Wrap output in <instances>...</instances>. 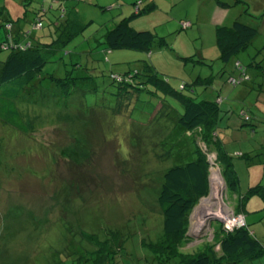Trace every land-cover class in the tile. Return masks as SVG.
Masks as SVG:
<instances>
[{
  "label": "rangeland",
  "instance_id": "rangeland-1",
  "mask_svg": "<svg viewBox=\"0 0 264 264\" xmlns=\"http://www.w3.org/2000/svg\"><path fill=\"white\" fill-rule=\"evenodd\" d=\"M27 1L0 0V10L16 18L24 14ZM106 1L115 2L68 0V13L77 19L74 30L79 33L60 52L44 55L47 61L40 75L54 71L62 76L66 67L72 75L84 76L75 81L73 86L77 88L69 97L62 95L59 88L29 93L26 85L22 86L24 79L0 82V94L9 88L23 92L17 104L24 114L22 118L28 121V132H21L0 118V264H91L95 258L92 251L99 250V244L107 237L118 254L128 253L125 260L130 264L133 256L140 254L133 245L150 237L155 239V233H161L158 195L162 174L182 155L181 151L172 155L165 152L180 141L177 145L161 143L172 123L161 127L165 114H170L161 103L169 105L170 111L180 112V103L174 96L184 98L179 90L189 93L187 86L180 89L182 81L211 74L222 81L235 70L230 68L233 60L224 65L219 58L216 27L230 26L235 16L231 12L238 15L245 4L227 6L222 0L224 4L218 0H141L142 8L152 2L156 7L129 24L155 33L149 50L118 48L108 52V60H92L93 53L88 59L81 51L88 52L84 49L92 45L95 49L101 33L95 39L90 37L133 13L132 5H124L119 12L118 7L104 5ZM242 17L251 22L258 20L247 14ZM183 20H190L191 24L184 28ZM43 22L39 33L44 34L50 30V23L47 18ZM1 23L0 17V38L4 35ZM263 45V35L257 36L234 59L246 65L257 61L264 57ZM9 52L0 50V62ZM75 64L79 65L78 70L73 69ZM248 67L247 72L254 75L250 84L261 82L259 69ZM142 68L145 73L137 80L141 87L113 84L107 76L111 70L123 73ZM89 74H103L96 81L98 86L87 78ZM158 82L168 88L157 86ZM256 108H260L258 103L253 110ZM244 128L245 135L238 138L229 132L231 140L225 145L228 152L259 151L260 143L256 142L264 137V122L254 123L253 138H248L253 136L251 127ZM183 137L191 140L190 136ZM197 146L207 153L209 175L213 167L220 175V192L215 199L210 195L219 215H206L204 207L201 222L195 215L200 200L211 193L208 175V195L199 198L188 216L186 240L179 246L184 252H195L212 243L214 227L220 222L225 227L226 217L237 213L238 197L250 186L264 184V149L259 154L262 162L248 164L243 156L233 157L239 184L232 190L220 173L216 156L206 150L203 141L198 140ZM245 207L249 211L245 212L249 228L264 235L262 198L249 194ZM117 233L125 243L122 251L117 248ZM134 260V264H142ZM253 261L264 264V256Z\"/></svg>",
  "mask_w": 264,
  "mask_h": 264
},
{
  "label": "trees",
  "instance_id": "trees-1",
  "mask_svg": "<svg viewBox=\"0 0 264 264\" xmlns=\"http://www.w3.org/2000/svg\"><path fill=\"white\" fill-rule=\"evenodd\" d=\"M96 1L99 3L102 0ZM67 2L68 0H28L24 4V14L16 18H12L3 9L0 10L1 25L4 31L3 37L0 38V50L10 51L6 58L0 62L1 83L12 79L19 81L24 79L22 86L25 84L29 93L37 89L59 88L62 95L68 97L71 95L70 92L77 88H74L73 84L84 76L72 75L71 70H67L66 67H64L62 76L54 74V71L48 72L46 76L40 75L42 67L47 61L44 55L60 52V48L79 33L74 30L77 19L68 13ZM104 3L111 8L118 7L119 12L122 11L124 5H127V8L132 5L133 13L121 18L112 27H102L100 32L90 37L95 39L101 33L98 35L97 47L95 46L94 49L92 45V48L84 49L88 52L83 50L81 52L87 54L88 59V55L93 53L92 60H104L103 57L108 60L107 54L113 49L131 48L148 51L150 43L155 39V33L149 29L134 28L129 24V21L138 15L153 11L156 7L155 3L152 2L143 8L141 0H115V2L106 1ZM234 3H242L246 7L244 6L238 15L233 16L234 21L230 26L216 27V42L222 63L227 65L233 60L230 68L234 67L235 70H231L228 75L223 77L222 81H219L214 74L203 77L199 75L191 81H182L180 89H186L187 86L189 93L179 90L184 98L174 96L180 103L179 106L182 109L180 112L175 113L174 109L170 111L168 110L169 105L161 103V107L170 113L165 114L161 127L172 122L169 123L171 124L170 133L161 139V143L177 145L180 141L178 146L171 145L170 149L165 152L172 155L181 151L182 155L162 174L158 195L161 233H155V239L150 237L147 241L141 240L138 244L135 243L133 246L140 250V254L136 257L133 256L130 264H134V259L142 264H254V259L264 256L263 236L252 232L245 216V212H249L245 207L249 194H258L264 202V184L261 183L250 186L247 192L240 196L237 195L239 201L235 211L236 214L243 215V224L227 229L228 227H224L221 222L218 223L214 227L212 243H206L205 247L195 252H184L179 247L186 240L189 214L199 198L207 196L209 192V161L207 153L197 146V141H203L206 150L214 157L216 156L220 173L224 177L227 187L232 190L236 189L239 184V177L232 161L233 157L243 156L247 159L248 164L260 162V150L264 149V137L256 142V144L260 143L257 148L258 152L245 151L232 154L225 149V145L231 140L229 132L234 138H238L245 135V125H249L250 130L254 131L255 122H264V57L257 61L251 60L247 65L234 59L239 52L247 49L259 35V27L243 19L242 15L247 14L257 19L260 15L263 17L264 13H255L248 0H233L226 4L229 6ZM2 7L0 5V8ZM44 18L48 19L50 30L43 34L39 33V29L44 26ZM190 24V20H183L181 26L185 28ZM41 38H47V40L41 41ZM197 61L202 62L199 59ZM74 66L73 69H79V65L75 64ZM248 66L259 69L258 75L263 76L261 82L250 84L254 75L247 72ZM141 71L132 69L120 73L111 70L107 76L113 84L123 85L124 83L127 86L141 87L142 84L137 80L144 75L145 69L142 68ZM36 74L39 75L35 76ZM102 75L94 77L93 74H89L87 78L92 80L93 85L98 86L96 81L100 80ZM246 81L249 82L244 83ZM158 85L164 89L168 88V85L162 86L159 82ZM225 86L235 87V89L232 90ZM22 93H19L18 89L9 88L0 94V118L4 119L7 125L21 132H28V121L26 118L25 120L22 118L24 114L17 104ZM248 99L249 102L255 101V104L249 102L248 104ZM257 103L260 108L253 110V106ZM261 113L262 115H260ZM183 135L190 136L191 140H185ZM252 135L248 138H253L255 131ZM111 237H113V233ZM115 239H118V250L122 251L125 243H122L121 234H115ZM99 245L101 246L99 250L97 248L92 251L95 258L91 264L128 263L129 260H125L128 258L125 256L128 253L118 254L117 250L109 244L108 237L104 238ZM216 245L219 246V250L214 249Z\"/></svg>",
  "mask_w": 264,
  "mask_h": 264
},
{
  "label": "bare ground",
  "instance_id": "bare-ground-1",
  "mask_svg": "<svg viewBox=\"0 0 264 264\" xmlns=\"http://www.w3.org/2000/svg\"><path fill=\"white\" fill-rule=\"evenodd\" d=\"M211 168V167H210ZM210 185H211V193L205 197L204 199L202 198L200 200V203H199V208L197 207L196 210H195V215L197 216V221L198 222H201L202 218V214L200 212H202V208L204 207V210H206L205 214L208 215V216H217L219 215L218 214V208H214V203H212V201H210L211 197L210 195H213L214 199L215 197L219 194L220 192V186H221V180H220V175L218 173V170L213 167L210 169ZM226 217V216H225ZM229 216H227L226 218H229Z\"/></svg>",
  "mask_w": 264,
  "mask_h": 264
},
{
  "label": "crops",
  "instance_id": "crops-1",
  "mask_svg": "<svg viewBox=\"0 0 264 264\" xmlns=\"http://www.w3.org/2000/svg\"><path fill=\"white\" fill-rule=\"evenodd\" d=\"M218 1L221 2V0H218ZM224 2L225 3H231V0H224ZM248 2H249V5L251 4V6H253V9H254V12L255 13H259V14H261L262 12L264 13V8H263V6H264V0H248ZM175 5H176V2H175ZM231 14L232 15L233 14L235 15L234 12L233 13L231 12ZM248 19H252V18L251 17H248ZM247 21H249V20H247ZM252 23H254L256 26L259 27V33H258L259 35H258V37L261 36V35H263V39H264V15H263V17H259L258 20H252ZM253 231L255 232V234H257L256 233L257 232L256 229H253ZM257 235L264 236L263 233H262V231L259 234H257Z\"/></svg>",
  "mask_w": 264,
  "mask_h": 264
},
{
  "label": "built area",
  "instance_id": "built-area-1",
  "mask_svg": "<svg viewBox=\"0 0 264 264\" xmlns=\"http://www.w3.org/2000/svg\"><path fill=\"white\" fill-rule=\"evenodd\" d=\"M227 225H229L230 228L233 226H238L243 224V215L242 214H233L227 219ZM227 225H225L227 227Z\"/></svg>",
  "mask_w": 264,
  "mask_h": 264
}]
</instances>
